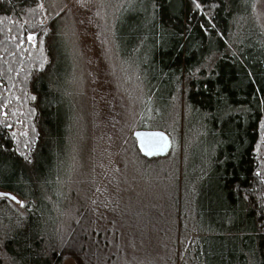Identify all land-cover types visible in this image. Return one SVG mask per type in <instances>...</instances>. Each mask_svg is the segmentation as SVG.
Instances as JSON below:
<instances>
[{"label": "trees", "instance_id": "obj_1", "mask_svg": "<svg viewBox=\"0 0 264 264\" xmlns=\"http://www.w3.org/2000/svg\"><path fill=\"white\" fill-rule=\"evenodd\" d=\"M111 5L107 42L140 78L147 112L154 102L158 123L137 131L169 140L150 156L134 139L128 157L143 176L180 188L193 222H136L124 206L130 181L93 176L79 150L85 129L74 121L64 13L47 15L44 0H0V193L16 197H0V264H174L176 255L164 262L149 248L164 224L184 236L181 264H264V27L255 0ZM171 110L181 114L175 122ZM193 140L204 146L196 158Z\"/></svg>", "mask_w": 264, "mask_h": 264}, {"label": "rangeland", "instance_id": "obj_2", "mask_svg": "<svg viewBox=\"0 0 264 264\" xmlns=\"http://www.w3.org/2000/svg\"><path fill=\"white\" fill-rule=\"evenodd\" d=\"M44 3L47 15L64 13L67 27L63 34L72 38L69 50L76 62L75 65L72 63L73 88L76 91L74 121L82 128V133L85 129L84 141L79 140V150L81 152L84 147L93 176L109 180V183L130 181V186L123 193L124 206L135 213L136 222H139V217L145 218L143 222H172V226L178 222H193L185 208V193L180 188H167L163 179L143 176L145 169L142 166L136 169L135 161L128 157V151L136 141L134 133L137 129L158 122L151 115L154 102L149 104L150 114L146 111L147 94L140 78L132 67L117 59L115 49L107 42L106 25L111 15V0H44ZM254 9L256 18L264 27V0H255ZM179 115V111L171 110L165 117H173L175 122ZM195 141L188 145L193 158L200 156L204 147ZM166 142L168 145L169 140ZM139 145L144 152L149 151L145 143ZM81 161L82 157L78 164ZM22 203L21 200L18 205ZM153 216H157V220L150 219ZM154 233L153 237L159 236L160 245L154 237L149 248L153 244L157 246V252L166 253L163 254L165 258L159 257L162 261L168 262V258L176 255L174 264H181L184 236H180L179 231H169L166 224L161 234ZM135 250L134 247L133 252L137 253ZM60 264L75 262L65 258Z\"/></svg>", "mask_w": 264, "mask_h": 264}, {"label": "snow or ice", "instance_id": "obj_3", "mask_svg": "<svg viewBox=\"0 0 264 264\" xmlns=\"http://www.w3.org/2000/svg\"><path fill=\"white\" fill-rule=\"evenodd\" d=\"M42 7V5H41ZM196 8H200V4L197 3L196 4ZM29 40H32L33 37L31 35H29L28 37ZM157 139L159 141V143L153 142L151 144H149V147H159L160 151H163L166 147H167V142H166V138L162 135V134H158ZM147 155H153L152 151H148L146 153ZM257 175H259V173H257ZM0 197H6L12 201H16V197L15 196H10V194L7 193H0ZM19 203V201H17Z\"/></svg>", "mask_w": 264, "mask_h": 264}, {"label": "water", "instance_id": "obj_4", "mask_svg": "<svg viewBox=\"0 0 264 264\" xmlns=\"http://www.w3.org/2000/svg\"><path fill=\"white\" fill-rule=\"evenodd\" d=\"M134 137L138 143H141L143 141H145L146 143H149V144H151L153 142L159 143L157 136H154L153 134H150V133L146 134L143 132L136 131L134 133ZM166 149H167V147L164 150H166ZM150 151L153 152V155H158V154H161L163 152V151L159 150V147H153ZM150 156H152V155H150Z\"/></svg>", "mask_w": 264, "mask_h": 264}, {"label": "flooded vegetation", "instance_id": "obj_5", "mask_svg": "<svg viewBox=\"0 0 264 264\" xmlns=\"http://www.w3.org/2000/svg\"><path fill=\"white\" fill-rule=\"evenodd\" d=\"M141 143H145V145L149 148V151L153 148V147H149V143H146L145 141L141 142Z\"/></svg>", "mask_w": 264, "mask_h": 264}]
</instances>
